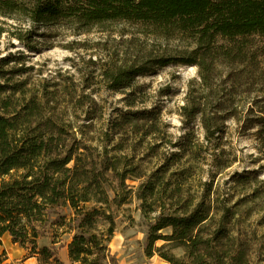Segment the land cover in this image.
<instances>
[{
    "label": "trees",
    "instance_id": "16d2710c",
    "mask_svg": "<svg viewBox=\"0 0 264 264\" xmlns=\"http://www.w3.org/2000/svg\"><path fill=\"white\" fill-rule=\"evenodd\" d=\"M14 14L33 26L70 27L80 33L106 30L114 23L140 24L146 33L182 35L193 46L186 55L118 68L108 75L111 89L130 87L137 76L155 67L182 64L198 68L206 89L217 82L233 96L243 83L264 98V88L254 87L255 80L263 78L255 77L257 56L239 40L264 37V0H0V16ZM16 39L30 50L36 48L28 30ZM228 64L229 69H241L224 71ZM24 87L22 82L0 83V245L7 235L40 264H64L59 259L64 247L71 264H117L109 247L115 211L133 193L142 215L151 221L146 257L157 255L167 264H264V223H244L246 210L209 191L196 197L179 187L168 188L157 173L133 192L125 181L137 175L125 157L114 154L123 150L121 145L108 150L104 143L100 151L90 147L91 139L64 123L47 97L27 96ZM126 102L134 104L132 99ZM221 106L217 103L214 109ZM194 110L189 109V119ZM258 111L244 126H258L264 138V103ZM157 123L153 112H122L108 121L104 142L110 135L122 139L127 129L143 126L145 136L151 135ZM204 128L209 130V125ZM166 229L169 234L162 233ZM62 235L70 236L65 245L59 244ZM41 238L49 244L39 246ZM157 241L164 244L156 246ZM179 247L183 253L176 256L171 250Z\"/></svg>",
    "mask_w": 264,
    "mask_h": 264
},
{
    "label": "rangeland",
    "instance_id": "374dc122",
    "mask_svg": "<svg viewBox=\"0 0 264 264\" xmlns=\"http://www.w3.org/2000/svg\"><path fill=\"white\" fill-rule=\"evenodd\" d=\"M27 30L32 41H37L33 50L16 39L19 32ZM146 32L143 25L121 22L108 25L106 30L94 28L80 33L70 27L33 26L19 14L13 18L0 16V83L22 82L27 96L47 97L64 123L91 139L90 147L100 151L104 143L108 150L112 145H121L123 150L114 154L125 157L129 169L133 168V175H137L125 181L133 192L146 177L157 173L160 183L168 182V188L179 187L196 197L209 191L213 197L246 210L248 218L242 217L244 223H264V138L259 136L258 126H244L246 120L260 114L262 94L249 91L243 83L233 96L217 82L206 89L198 68L182 64L155 67L149 74L137 76L127 88H109L108 75L118 68L186 55L193 49L182 35L165 38ZM239 40L247 42V50L257 56L259 69L255 77L263 78L255 80L254 87L262 89L264 37ZM229 68L230 65L224 71ZM126 99H132L133 106H128ZM217 103L223 104L219 110L214 109ZM189 109L196 111L190 119ZM125 111L153 112L158 120L154 132L145 136L146 126L127 129V137L110 135L111 140L104 142L108 121ZM132 194L128 203L115 211L110 252L117 264H164L157 255L145 256V237L151 221L142 215L140 201ZM261 231L264 233V226ZM162 233L169 234L170 230ZM69 241V235H62L59 244ZM48 244L46 238L38 240L39 246ZM65 250L59 251V259ZM171 252L181 256L183 248ZM18 253L21 254L17 256ZM24 257L32 256L9 236L1 238V263Z\"/></svg>",
    "mask_w": 264,
    "mask_h": 264
},
{
    "label": "crops",
    "instance_id": "0c3cea01",
    "mask_svg": "<svg viewBox=\"0 0 264 264\" xmlns=\"http://www.w3.org/2000/svg\"><path fill=\"white\" fill-rule=\"evenodd\" d=\"M63 249V248H62ZM61 249V250H62ZM63 253V252H62ZM21 253H18L17 256H19ZM63 255H65V259L63 257ZM64 264H71L67 258V251L65 250L64 253L62 254V259H60ZM160 262H164L163 260H159ZM154 263H158L157 261H154ZM0 264H38L36 261V257H24V258H20V259H15V261H13L12 263L10 262L9 259H6L5 261H3L2 263L0 262ZM164 264H166L164 262Z\"/></svg>",
    "mask_w": 264,
    "mask_h": 264
},
{
    "label": "bare ground",
    "instance_id": "6f19581e",
    "mask_svg": "<svg viewBox=\"0 0 264 264\" xmlns=\"http://www.w3.org/2000/svg\"><path fill=\"white\" fill-rule=\"evenodd\" d=\"M64 259H65V255H63Z\"/></svg>",
    "mask_w": 264,
    "mask_h": 264
}]
</instances>
